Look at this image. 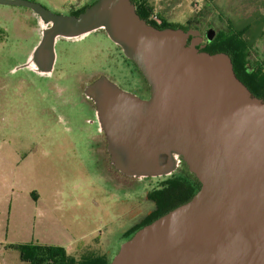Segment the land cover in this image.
I'll list each match as a JSON object with an SVG mask.
<instances>
[{
  "label": "water",
  "instance_id": "water-1",
  "mask_svg": "<svg viewBox=\"0 0 264 264\" xmlns=\"http://www.w3.org/2000/svg\"><path fill=\"white\" fill-rule=\"evenodd\" d=\"M25 6L44 26L29 66L51 74L58 40L102 31L151 87L149 100L101 76L85 88L97 107L111 164L128 178L170 174L182 158L201 183L186 203L121 243L110 264H264V99L236 76L231 57L197 46L198 29H158L131 0H97L78 16ZM191 39V42H189Z\"/></svg>",
  "mask_w": 264,
  "mask_h": 264
},
{
  "label": "rangeland",
  "instance_id": "rangeland-1",
  "mask_svg": "<svg viewBox=\"0 0 264 264\" xmlns=\"http://www.w3.org/2000/svg\"><path fill=\"white\" fill-rule=\"evenodd\" d=\"M34 1L67 14L80 1L92 5L97 0ZM147 1L162 23L185 27L206 3L178 0L177 12L166 6L167 0ZM214 1L222 8V0ZM252 2L253 10L250 7L242 14L244 18L228 13L234 19L230 24L224 17L227 23L222 26L200 29L206 42L213 41L217 28L229 31L230 25L241 28L251 22L248 19H258V13L264 12V0H232L231 4L242 8ZM214 7L211 19L215 22L221 15ZM22 10L0 5V33H6L4 45H0V264H29L16 247L31 245L61 247L79 264H87L89 261H83L92 256L110 264L123 239L153 209L145 198L155 183L120 176L118 185L112 175L107 180L102 173L105 165L97 159L98 149L75 132L68 112L55 111L48 99L64 91L58 81L66 77L71 89L80 83L82 91L87 79L101 73L120 74L117 54L111 49L113 43L99 31L65 46L56 45L58 70L53 78L38 80L28 69L13 74V68L25 63L40 38L37 26L30 32L32 39L17 31L24 27ZM260 30L261 23L256 21L245 35L252 45L249 62L253 67L264 63V32L259 34ZM176 196L160 193L152 197L165 206L182 197V192L176 191Z\"/></svg>",
  "mask_w": 264,
  "mask_h": 264
},
{
  "label": "trees",
  "instance_id": "trees-1",
  "mask_svg": "<svg viewBox=\"0 0 264 264\" xmlns=\"http://www.w3.org/2000/svg\"><path fill=\"white\" fill-rule=\"evenodd\" d=\"M133 3L135 2L139 9L137 10V13L140 15L142 19L147 21L148 24L155 26L158 29H166V28H182L184 30L189 29H203L207 27H214L216 28L219 24L220 26L223 25L226 21L231 22L234 21L232 17L228 15V13H232L235 16H239L240 18H244L241 15L247 14L249 8L253 10V4L248 5L246 7L240 8L239 5L236 7L235 4L231 3L227 0L225 2L224 6L218 7L219 11L218 13L222 16L218 18L215 22L212 17V11L215 10L214 5L217 8L215 1H213L211 4H208L206 8L203 9L200 13L196 14L190 21L189 25L187 27L185 26H178V25H172L163 20L162 25H157L154 22L150 20V15L153 13L152 6L148 3L147 0H131ZM264 4V3H263ZM236 7L235 10L233 8ZM217 8V10H218ZM211 13V14H210ZM258 19L256 21H260L261 23V30L259 31V34L261 33L263 35V28H264V12L260 11L258 13ZM224 17L227 19L224 20ZM247 15L245 17L248 18ZM213 20V21H212ZM233 20V21H232ZM250 23L245 24V27L241 28H231L229 31H224L220 29H216V34L214 36V39L211 43L206 45V48L203 51H206L210 54H216V53H226L228 54L233 62L234 70L236 73V76L243 82V84L250 90V92L260 98L264 99V63H259L256 67H253L250 65V58L252 54V45L251 42H249L245 35L247 34L248 29L251 28L252 23L254 26V22L252 19ZM227 23V22H226ZM229 27V26H228ZM262 31V32H261ZM256 32V31H255ZM253 36H257V33ZM264 36V35H263ZM188 175V176H187ZM189 178V179H188ZM170 185L168 188L164 189V191L160 193L167 194L169 198H173L176 196V191L182 192V197L175 198L174 201H172L170 204H168L166 207H158L157 212H153L149 217H147L142 223L135 226V228L132 229V231L127 236L128 238H131L136 231L141 229L142 227L152 223L154 220L158 219L159 217L163 216L167 212L173 210L174 208L188 202L200 189L201 183L199 180L193 175L187 165H186V171L182 176H174L173 178L169 179ZM173 193V194H171ZM153 195L149 194L148 197L151 198ZM177 197V196H176ZM159 205V203H158ZM16 249H21V258L23 261L28 262L29 264H79L78 262L74 261L72 258H70L65 250L61 247H52L47 245H31V246H24V247H16ZM92 259V260H91ZM85 261L87 264H109L103 260L102 257L92 256L90 259H86Z\"/></svg>",
  "mask_w": 264,
  "mask_h": 264
},
{
  "label": "flooded vegetation",
  "instance_id": "flooded-vegetation-1",
  "mask_svg": "<svg viewBox=\"0 0 264 264\" xmlns=\"http://www.w3.org/2000/svg\"><path fill=\"white\" fill-rule=\"evenodd\" d=\"M26 1L38 3L34 0H26ZM133 4L135 5L136 11H137L139 9V6L135 2ZM41 5L44 6L43 4ZM89 6L90 5H86V4L83 5L80 1L76 5H72L67 14H63L60 12L59 13L53 12V11L52 12L56 14L78 16ZM14 7H18L19 9H24L22 10L23 11L22 18L24 20L23 21L24 27L22 26L23 28H19V29L17 28V31H20L22 35H26V38L32 39L33 36L31 35L30 32H33V30H35V27L37 26L39 30L40 38H41L42 27L44 26V23L42 22L41 17L38 14H36L32 9L27 8L25 6H14ZM24 12L29 13V15L28 14L25 15ZM24 15L27 16L26 19L24 18ZM200 31L202 32V30ZM98 32H95V33H98ZM100 32L103 33L102 31ZM5 34H6L5 30L4 31L1 30L0 45H4L3 38H5L4 37ZM202 36L204 37L203 32H202ZM40 38H39V41H40ZM22 39H25V38L22 37ZM79 40L69 41V40L61 39V40H58L56 45L60 44V45L65 46L70 42L74 43ZM39 41L37 42V44L39 43ZM189 42H191V39ZM37 44L35 45V47L37 46ZM207 44L208 43L206 42V36H205L203 42L199 44L197 47L201 49V47L205 45V47L201 49V50H204ZM112 45L113 46H111V49L114 50L117 54L116 61H119V64H120L121 72H119L120 73L118 74L119 76L116 74L112 76V75H108L105 73H101L96 78H93L90 80L87 79L86 81H83L82 91L79 90L82 86L80 85V83H78V86L75 90L71 89V87L69 86L70 83L68 82V77H66L58 81L61 86L60 88H62L64 91L62 93H59L56 97L54 98L52 97L48 99V101H49V104H52V105L55 104L53 107L55 111L58 110L60 112H63V111L68 112V115L74 121L73 126L75 129V132L79 133L82 137H84L85 142L90 143V145L98 149L97 159L99 158L100 161L104 163L105 165L102 171L103 176H106V179L108 180L110 179V176L112 175L113 180L118 182V185H119L120 176H123V175L119 171H117L114 168V166L111 164V157L108 151V142H107L106 135L104 131H102V129L100 128V125L98 122L96 104L92 99L86 96L85 88L91 83H93L95 80H97L99 77L106 76L110 81L115 83L119 88L137 96L141 100H149L151 97V87L146 81V79L144 78V76L141 74V72L138 70L136 65L131 60L127 59L124 56L122 50L118 46H116L114 43ZM32 52L28 56L25 63L19 64L13 68L12 70L13 74L17 73L20 70L28 69L30 70L31 73L38 76L39 78L38 80H40V78H45V79L53 78L54 73H56L58 70L57 56H56V62H55L54 68L51 74L48 75V74H42L36 71L34 69L36 67L34 66L31 67L32 65L29 66L30 64L29 61H30ZM85 137H86V140H85ZM164 164L174 169L168 175H164V176L156 177V178L149 177V178H144V179L128 178L126 176H123L124 178L132 180V181L133 180H139V181L145 180V181H150L151 183L153 182L155 183L154 188L146 194V198H145V200L147 199L149 202L152 203L151 207H153V209H151L150 210L151 212L149 211V213L146 216H144V218L140 221V223L143 222L147 217H149L153 212H157L159 209L158 207L167 206V205L161 206V204L158 205V203L156 202L157 201L156 197L155 198L151 197L149 199L148 195L152 194L153 196L155 195L157 196L158 194H160V192L164 191V189L168 188V186L170 185L169 179L173 178L174 176H177V177L182 176L184 172L186 171V163L183 161L181 157L178 158L174 164L171 162L169 158H167ZM125 240L127 239H123V242Z\"/></svg>",
  "mask_w": 264,
  "mask_h": 264
},
{
  "label": "crops",
  "instance_id": "crops-1",
  "mask_svg": "<svg viewBox=\"0 0 264 264\" xmlns=\"http://www.w3.org/2000/svg\"><path fill=\"white\" fill-rule=\"evenodd\" d=\"M214 0H206L205 2V7L204 8H206L207 7V5L208 4H211L212 2H213ZM166 2V6L168 5H170V6H172L173 7V9H175L176 8V5L178 4V0H167V1H165ZM225 2H227V0H222V1H220V3H219V5L220 6H224V4H225ZM161 4L162 3H160V7H162V8H164V6L165 5H163V6H161ZM165 4V3H164ZM177 9V8H176ZM199 11V10H198ZM153 12H155V10L153 11ZM163 12V11H162ZM177 12H178V9H177ZM177 14V13H176ZM161 17V16H160ZM188 19V18H187ZM198 30H200V29H198Z\"/></svg>",
  "mask_w": 264,
  "mask_h": 264
},
{
  "label": "built area",
  "instance_id": "built-area-1",
  "mask_svg": "<svg viewBox=\"0 0 264 264\" xmlns=\"http://www.w3.org/2000/svg\"><path fill=\"white\" fill-rule=\"evenodd\" d=\"M193 1H194L195 5H197L198 0L197 1L193 0ZM150 20L157 25H162V19L156 13H151Z\"/></svg>",
  "mask_w": 264,
  "mask_h": 264
}]
</instances>
